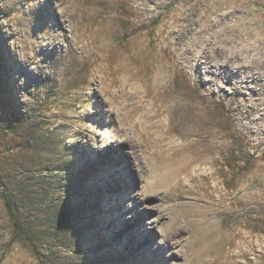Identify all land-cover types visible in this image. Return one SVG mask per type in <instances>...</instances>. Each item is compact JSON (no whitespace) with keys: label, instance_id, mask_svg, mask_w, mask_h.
Masks as SVG:
<instances>
[{"label":"rangeland","instance_id":"1","mask_svg":"<svg viewBox=\"0 0 264 264\" xmlns=\"http://www.w3.org/2000/svg\"><path fill=\"white\" fill-rule=\"evenodd\" d=\"M262 71L264 0H0V264H264Z\"/></svg>","mask_w":264,"mask_h":264},{"label":"bare ground","instance_id":"2","mask_svg":"<svg viewBox=\"0 0 264 264\" xmlns=\"http://www.w3.org/2000/svg\"><path fill=\"white\" fill-rule=\"evenodd\" d=\"M218 51L222 52L221 49H218ZM220 56H221V53H218L217 58L219 59ZM112 59H114V58H111V57L106 58V57H103L102 55L95 54V55H93V58L88 62L87 67H86V71L91 73L92 70L94 69L95 65H96L95 63H97L98 61L104 62V60H107L108 63L104 64L102 68H99L97 70H100L102 72L103 76L109 77L110 75H113L115 73V69L111 67V63H110V62H112ZM228 60H230V59H228ZM226 64H227V62H226ZM198 66L196 68H194L195 71H198L202 65H200V67H198ZM96 67H98V66H96ZM210 68L216 69L217 67L212 66ZM225 69L226 68H222V69L219 68V72L223 73L224 78L229 80L231 77L230 75H233L234 72H232V71L227 72ZM260 75L264 76V71H262V74H260ZM244 78H242L241 81L243 83L245 82L244 87H248L249 84L246 81L247 79L245 80ZM110 82L112 84H114L113 79H110ZM258 86L260 87L259 91L262 94H264V82L262 85H258ZM256 87H257V85H253L251 87V89H254ZM176 161L177 160L173 157L172 162L175 163ZM187 170L188 169L185 166H178L177 168H175L172 171V178H175L176 180L167 187V189L165 190V194L161 196V199L165 200L166 202H168L169 204L174 205V206L179 205V206H184L186 208H190L189 216L193 217V213L195 214V212L192 211L191 208L194 206L200 205L199 203L203 202V200L201 198L202 195H199L196 192V188L198 187L199 181L197 183L195 177L188 176L189 173L187 172ZM182 173H183V176L180 177V175ZM184 181H187L188 184H183ZM199 185H200V188H202V185H203V187L204 186L207 187L206 186L207 180L203 179L202 185L201 184H199ZM176 217H175L174 223L172 224V227L168 231L169 235L174 234L176 232V230L179 228V223L177 222ZM229 244H230V246H232V245L235 246V244H237L236 246H237L238 250L236 251V255L234 256V258L237 257L240 259H245L250 254L255 253V247L256 246L254 247V244H251V242H247L245 240V238H243V236L239 237L238 242L232 240L229 242ZM243 244L245 245V247H243ZM255 255H258V254H255ZM255 255H254V258H255Z\"/></svg>","mask_w":264,"mask_h":264},{"label":"trees","instance_id":"3","mask_svg":"<svg viewBox=\"0 0 264 264\" xmlns=\"http://www.w3.org/2000/svg\"><path fill=\"white\" fill-rule=\"evenodd\" d=\"M2 196H3L4 204L9 214L12 217H15L16 216V205L14 201L7 193H3ZM15 225L22 235H24L28 240H32V236H33L32 229L28 228L27 226L21 223H16Z\"/></svg>","mask_w":264,"mask_h":264}]
</instances>
